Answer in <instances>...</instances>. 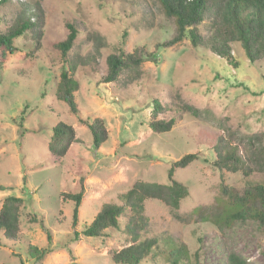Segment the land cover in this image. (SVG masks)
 <instances>
[{"label":"rangeland","instance_id":"rangeland-1","mask_svg":"<svg viewBox=\"0 0 264 264\" xmlns=\"http://www.w3.org/2000/svg\"><path fill=\"white\" fill-rule=\"evenodd\" d=\"M27 14L36 26L14 40L17 49L0 71V209L9 195L25 201L20 234L17 240L3 239L0 264H34L30 245L51 249L40 264H114L112 253L131 244L127 218L104 237L75 240L74 232H82L104 205L121 204L120 196L136 182L169 184V169L189 153L198 159L175 169L173 177L188 187L189 195L179 209L147 202L149 226L143 237H172L192 256L198 253L202 264H225L230 252L249 264H264V233L257 224L222 230L214 221L221 212V185L243 188L245 181L240 173L217 170L207 143L219 137L243 155L248 138L264 134V58L251 63L243 46L234 43L239 64L234 68L212 53V14L199 26L203 45L195 48L185 39L158 47L175 35V26L157 0H7L0 6V29ZM66 23L78 30L68 57L77 65L80 116L102 119L109 134L97 149L86 125L55 98L63 66L57 44L68 36ZM139 47L152 53L139 76L127 70L118 81L103 83L107 57ZM155 100L163 106L157 120L175 119L169 133L149 127ZM184 105L197 113L186 112ZM22 119L25 131L19 126ZM60 121L75 128L79 143L61 163H53L49 142ZM252 180L264 182V175L255 173ZM81 185L84 195L74 228V202L65 195L79 192ZM196 208L206 209L204 217Z\"/></svg>","mask_w":264,"mask_h":264},{"label":"trees","instance_id":"trees-1","mask_svg":"<svg viewBox=\"0 0 264 264\" xmlns=\"http://www.w3.org/2000/svg\"><path fill=\"white\" fill-rule=\"evenodd\" d=\"M6 1L0 0V6ZM157 2L165 16L173 20L175 26V35L158 47L170 48L185 39H190L195 48L203 45L204 38L200 33L199 26L206 15L212 14L215 35L208 40L212 53L224 59L234 68L239 67L232 53V44L234 43H240L243 46L251 63L264 58V0H157ZM24 11L28 13L30 10L26 8ZM31 14L15 20L6 29H0V71L8 56L17 49L14 40L28 34L36 26L32 23ZM66 25L69 30L68 36L57 44L63 66L60 80L56 86L55 98L64 102L80 123L86 125L92 135V146L97 149L107 141L109 134L102 119L94 118L90 121L88 118L84 119L80 116L75 95L79 89V81L75 77L77 65L68 57V53L77 39L78 30L75 24L66 23ZM151 57L152 53L147 52L144 47H139L130 54L120 51L119 54L109 55L107 57V74L102 78L103 83L118 81L122 73L127 70H132L134 77L139 76L141 65ZM183 109L186 112L197 113L196 109L188 105H184ZM161 111H163V106L155 100L153 102V118L149 127L153 132L159 134L169 133L175 124V119L157 120ZM19 126L25 131L23 119ZM24 134L22 132L21 136ZM202 134L205 135V133ZM263 136L264 134L250 136L247 140L248 148L246 147L243 155L237 146L228 145L222 138L217 137L207 141L215 154L214 167L220 171L240 173L245 181L243 188L228 187L224 184L220 187L221 203L219 206L221 212L215 216L214 221L222 225L220 226L222 230L238 223H255L264 233V182L258 183L252 180L255 173L264 175ZM256 140L260 142L258 145H255L254 141ZM75 143H79V140L75 128L70 123L60 121L55 125L49 142V153L53 163H61ZM197 159L196 154L189 153L175 162L168 172L169 184L136 182L130 191L120 196L121 204L104 205L89 224L82 226V232L75 231V240L81 235L86 238L104 237L109 231L120 226L122 218H127L125 232L129 235L131 244L121 251L112 253L114 264H142L144 262L151 264H202L198 253L192 256L185 244L177 242L172 237L163 235L143 237V234L148 232L149 226V219L145 216V204L152 200H158L169 208L179 209L181 202L189 195V189L173 178L175 169L186 168ZM83 195L82 185L79 192L65 195L68 200L74 202V228L78 224ZM24 202V198L16 195L5 197L0 209V246H2L3 239L5 241L17 240L20 234ZM205 210V208H196L194 212L204 217ZM48 238H51L49 233ZM27 252L34 260V264H40L46 255L51 253V249H40L30 245ZM225 264L249 263L242 256L230 252Z\"/></svg>","mask_w":264,"mask_h":264}]
</instances>
